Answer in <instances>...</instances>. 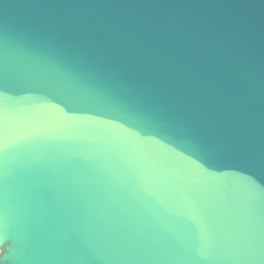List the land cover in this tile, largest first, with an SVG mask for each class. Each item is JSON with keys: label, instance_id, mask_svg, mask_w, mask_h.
<instances>
[{"label": "water", "instance_id": "95a60500", "mask_svg": "<svg viewBox=\"0 0 264 264\" xmlns=\"http://www.w3.org/2000/svg\"><path fill=\"white\" fill-rule=\"evenodd\" d=\"M0 264H264V0H0Z\"/></svg>", "mask_w": 264, "mask_h": 264}, {"label": "snow or ice", "instance_id": "6c2138e0", "mask_svg": "<svg viewBox=\"0 0 264 264\" xmlns=\"http://www.w3.org/2000/svg\"><path fill=\"white\" fill-rule=\"evenodd\" d=\"M4 242H5L4 240L0 239V244H2V243H4Z\"/></svg>", "mask_w": 264, "mask_h": 264}]
</instances>
